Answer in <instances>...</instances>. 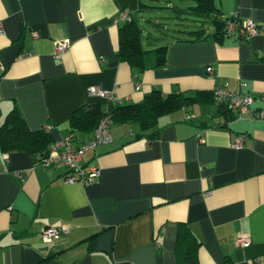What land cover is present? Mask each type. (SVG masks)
Instances as JSON below:
<instances>
[{
	"label": "crops",
	"instance_id": "obj_1",
	"mask_svg": "<svg viewBox=\"0 0 264 264\" xmlns=\"http://www.w3.org/2000/svg\"><path fill=\"white\" fill-rule=\"evenodd\" d=\"M214 3L226 18L264 25V0ZM138 8L139 0H0V123L17 109L30 129L51 125L59 139L77 108L106 107L92 85L122 104L228 85L252 95L250 111L239 118L197 103L143 132L114 122L113 140L83 155L100 169L92 185L66 181V166L45 167L27 151L0 152V264H177L180 222L200 242L199 264H264V34L170 42L162 64L156 47L145 48V68L132 69L118 56L120 15ZM67 38L56 58V41ZM94 133H77L76 144ZM53 226L69 232L45 242ZM240 231L250 246L237 244Z\"/></svg>",
	"mask_w": 264,
	"mask_h": 264
},
{
	"label": "trees",
	"instance_id": "obj_2",
	"mask_svg": "<svg viewBox=\"0 0 264 264\" xmlns=\"http://www.w3.org/2000/svg\"><path fill=\"white\" fill-rule=\"evenodd\" d=\"M145 12L155 14L149 18L145 17V21L155 24V28L167 38L166 44L154 49L158 53L159 64L164 62L168 43L198 42L211 36L225 37L228 21L235 20L234 16L224 17L214 0H139L136 15H132L130 21L120 26L118 56L129 63L132 69L145 68L143 59L147 50L142 45L144 28L140 21V14ZM211 102H216L214 90L198 91L193 95L186 93L163 95L159 91H154L140 103L107 102L106 107L85 104L68 118L69 132L74 133L75 137L77 133H92L104 115L110 116L113 122H138L142 132L149 131L154 129L158 119L167 113L197 103ZM219 108H223L224 113L232 112L224 105ZM154 133L156 131L149 132L147 136ZM52 141V136L44 128L30 129L17 109H13L4 122L0 123V152L27 151L32 154L36 163H40L49 153ZM199 246L200 242L189 226L185 222H180L176 242L177 264H199ZM224 264H233V260L226 257Z\"/></svg>",
	"mask_w": 264,
	"mask_h": 264
},
{
	"label": "built area",
	"instance_id": "obj_3",
	"mask_svg": "<svg viewBox=\"0 0 264 264\" xmlns=\"http://www.w3.org/2000/svg\"><path fill=\"white\" fill-rule=\"evenodd\" d=\"M231 16L235 17L228 21L226 26L227 36L238 35L244 38H248L255 34H264V25L257 23L253 18H247L241 20L237 13H233ZM132 15L123 11L120 15V20L123 22L130 21ZM239 19V21H238ZM56 50L54 56L60 58L65 53L70 45V39L58 40L55 43ZM4 67L0 63V69ZM208 72H213V67L207 68ZM246 86V84H244ZM88 93L92 95L100 96L107 100V102H113L121 104L122 100L116 95L114 90H108L101 85H92L88 88ZM214 98L217 104L224 105L232 112L237 113L241 118L244 114L250 111V107L253 103V97L250 94H244L240 91L230 89L228 85L217 86L214 88ZM191 115H188L190 118ZM113 120L110 116L104 115L94 133V137L82 145L76 144V137L74 133L69 132L65 136L56 139L50 146L47 156L38 164L45 167H60L66 166L69 169V174L66 176V181L75 182L80 181L86 185L94 184L100 175V169L97 166L83 164V155L89 149L97 147L99 144L108 143L113 140L112 125ZM44 130L51 132L52 126L45 125ZM240 140L235 142L236 145L240 144ZM69 232L68 227H49L43 232V238L45 242H53L61 235ZM236 242L242 247H248L251 244V238L248 234L240 231L237 234Z\"/></svg>",
	"mask_w": 264,
	"mask_h": 264
},
{
	"label": "rangeland",
	"instance_id": "obj_4",
	"mask_svg": "<svg viewBox=\"0 0 264 264\" xmlns=\"http://www.w3.org/2000/svg\"><path fill=\"white\" fill-rule=\"evenodd\" d=\"M168 14V13H166ZM154 13L151 12H145L143 14H140V21L142 24V27L144 28V33L142 36V44L144 48L151 50V53H154V48L159 46L160 44H164L167 39L161 34L159 30L155 28V24H153L151 21H145V17L154 16Z\"/></svg>",
	"mask_w": 264,
	"mask_h": 264
}]
</instances>
